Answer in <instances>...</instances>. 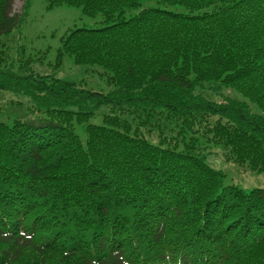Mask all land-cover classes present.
<instances>
[{"label": "trees", "instance_id": "obj_1", "mask_svg": "<svg viewBox=\"0 0 264 264\" xmlns=\"http://www.w3.org/2000/svg\"><path fill=\"white\" fill-rule=\"evenodd\" d=\"M12 3L0 264H264V188L205 160L220 147L264 172V0H45L94 19L61 36L55 65L98 66L106 93L33 69L43 56L18 41L28 5Z\"/></svg>", "mask_w": 264, "mask_h": 264}, {"label": "rangeland", "instance_id": "obj_2", "mask_svg": "<svg viewBox=\"0 0 264 264\" xmlns=\"http://www.w3.org/2000/svg\"><path fill=\"white\" fill-rule=\"evenodd\" d=\"M25 1L28 6L25 21L22 23V37L18 41L26 53L37 52L43 56L33 64V69L40 73H50L57 77L82 82L86 89L106 93L110 86L105 76L102 75V69L98 66L74 64L66 56L61 60V64L55 65L61 36L74 27L94 25V19L83 15L77 6L61 4L46 9L45 0H13L11 13L19 14ZM18 35L19 30L3 37V40L10 43ZM223 92L229 96H239L231 89H225ZM210 95L215 97L218 94L211 91ZM6 97L7 94L0 93V101H7ZM107 110V106H102L100 109V111ZM97 120L98 117L92 119V121ZM207 151L206 162L225 174L226 183H233L244 191H249L254 187L264 188V172H257L225 159L220 147Z\"/></svg>", "mask_w": 264, "mask_h": 264}]
</instances>
